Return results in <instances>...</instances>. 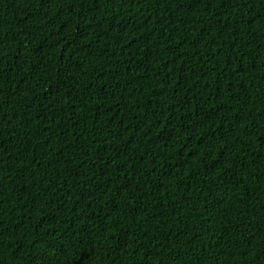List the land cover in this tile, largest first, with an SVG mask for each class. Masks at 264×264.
<instances>
[{"label": "trees", "instance_id": "trees-1", "mask_svg": "<svg viewBox=\"0 0 264 264\" xmlns=\"http://www.w3.org/2000/svg\"><path fill=\"white\" fill-rule=\"evenodd\" d=\"M0 264H264V0H0Z\"/></svg>", "mask_w": 264, "mask_h": 264}]
</instances>
